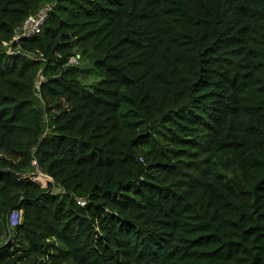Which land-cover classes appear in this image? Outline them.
Listing matches in <instances>:
<instances>
[{
    "label": "trees",
    "instance_id": "trees-1",
    "mask_svg": "<svg viewBox=\"0 0 264 264\" xmlns=\"http://www.w3.org/2000/svg\"><path fill=\"white\" fill-rule=\"evenodd\" d=\"M0 264H264V0H0Z\"/></svg>",
    "mask_w": 264,
    "mask_h": 264
},
{
    "label": "built area",
    "instance_id": "built-area-1",
    "mask_svg": "<svg viewBox=\"0 0 264 264\" xmlns=\"http://www.w3.org/2000/svg\"><path fill=\"white\" fill-rule=\"evenodd\" d=\"M55 4H48L43 7L37 14H33L28 16V18L24 21L21 28L17 32L15 36V42L19 45L18 52H20V40L23 38H31L36 34L42 32ZM17 52V53H18ZM79 55L73 56L70 59L71 63L78 62ZM36 180V177L34 178ZM37 181V180H36ZM22 219V211L14 210L9 217V223L11 226H17Z\"/></svg>",
    "mask_w": 264,
    "mask_h": 264
},
{
    "label": "rangeland",
    "instance_id": "rangeland-1",
    "mask_svg": "<svg viewBox=\"0 0 264 264\" xmlns=\"http://www.w3.org/2000/svg\"><path fill=\"white\" fill-rule=\"evenodd\" d=\"M42 175H43V174H40V173H39V175H38V176H35V177H36V180H37L38 182L44 184V181H43V180H45L46 178L42 177ZM55 191L58 192L59 189H55Z\"/></svg>",
    "mask_w": 264,
    "mask_h": 264
}]
</instances>
